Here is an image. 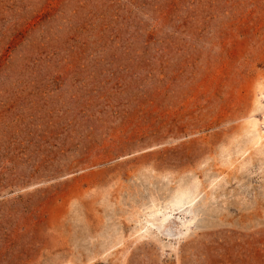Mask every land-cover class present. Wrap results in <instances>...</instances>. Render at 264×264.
Wrapping results in <instances>:
<instances>
[{
  "label": "rangeland",
  "instance_id": "obj_1",
  "mask_svg": "<svg viewBox=\"0 0 264 264\" xmlns=\"http://www.w3.org/2000/svg\"><path fill=\"white\" fill-rule=\"evenodd\" d=\"M263 96L264 0H0V264H264Z\"/></svg>",
  "mask_w": 264,
  "mask_h": 264
},
{
  "label": "bare ground",
  "instance_id": "obj_2",
  "mask_svg": "<svg viewBox=\"0 0 264 264\" xmlns=\"http://www.w3.org/2000/svg\"><path fill=\"white\" fill-rule=\"evenodd\" d=\"M262 94H263V92H262ZM263 97H264V96H263ZM259 98H260V97H259ZM260 100H261V99H260ZM249 132H250V131H249ZM252 133H253V132H252ZM263 137H264V136H263ZM262 139H263V138H262ZM244 143H245V142H244ZM251 143H252V142H251ZM257 143H258V142H257ZM257 143H256V144H257ZM256 146H257V145H256ZM258 147H259V146H258ZM259 149H260V148H259ZM244 151H245V150H244ZM181 189H182V188H181ZM183 190H185V189H183ZM183 190H182V191H183ZM188 190H189V188H188ZM179 191H181V190H179ZM179 193H180V192H179ZM186 193H187V192H185V195H186ZM191 194H193V193H191ZM179 195H180V194H179ZM189 195H190V194H189ZM181 196H182V195H181ZM168 197H169V196H168ZM174 197H175V196H174ZM189 197H190V196H189ZM191 199H192V197H191ZM169 200H170V199H169ZM171 200H172V199H171ZM183 200H184V199H183ZM183 200H182V201H183ZM165 201H166V200H165ZM167 201H168V200H167ZM175 201H177V200H175ZM175 201H174V202H175ZM178 201H180V199H179ZM182 201H180V202H182ZM170 202H171V201H170ZM185 202H186V200H185ZM164 203H165V202H164ZM188 203H189V202H188ZM156 204H157V203H156ZM165 204H169V203H165ZM180 204H181V203H180ZM184 204H185V203H184ZM154 205H155V204H154ZM172 205H173V204H172ZM175 205H176V204H175ZM163 206H164V205H163ZM168 206H169V205H168ZM176 206H177V205H176ZM169 207H170V206H169ZM155 209H156V208H155ZM167 211H168V210H167ZM154 212H155V211H154ZM154 212H153V213H154ZM157 212H158V211H157ZM148 221H149V220H148ZM151 223H152V221H151ZM146 227H147V226H146ZM141 228H142V227H141Z\"/></svg>",
  "mask_w": 264,
  "mask_h": 264
}]
</instances>
